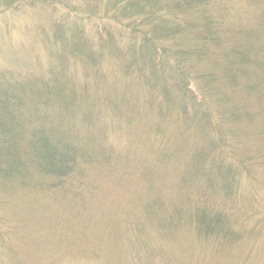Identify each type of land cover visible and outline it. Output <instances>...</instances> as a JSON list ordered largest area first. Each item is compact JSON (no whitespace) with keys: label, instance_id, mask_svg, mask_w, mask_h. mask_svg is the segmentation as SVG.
<instances>
[{"label":"rangeland","instance_id":"1","mask_svg":"<svg viewBox=\"0 0 264 264\" xmlns=\"http://www.w3.org/2000/svg\"><path fill=\"white\" fill-rule=\"evenodd\" d=\"M4 3L0 83L25 94L22 128L70 131L77 161L62 177L0 180V264H264V0H211L188 14L197 20L190 44L199 32L214 37L204 62L183 59L214 74L206 93L190 75L211 111L201 125L188 123L181 94L149 101L132 78L115 94L123 77L110 60L77 93L87 70L68 49L61 60V42L77 34L85 0ZM84 24L96 38L94 20ZM230 59L242 64L230 68ZM198 206L220 212L229 234H199L189 216Z\"/></svg>","mask_w":264,"mask_h":264},{"label":"trees","instance_id":"2","mask_svg":"<svg viewBox=\"0 0 264 264\" xmlns=\"http://www.w3.org/2000/svg\"><path fill=\"white\" fill-rule=\"evenodd\" d=\"M31 1L35 0H5L4 6L16 7ZM210 1L85 0L81 9L85 13H77V34L73 31L74 37L72 33H66L61 42V60L65 57L63 51L68 49L77 54V60L83 62L87 70L84 73L87 80L77 86V93L87 94L91 87L93 68H97L105 60H110L116 73L123 77L120 78L124 87L119 89L116 84L115 94L123 92L127 81L132 78L136 87L149 94V101L160 102L161 94H165L169 102L170 98L181 94L182 110L186 111L188 106L191 108L189 116L185 115L189 124L194 121L201 125V122L211 121L209 106L198 95L199 90L192 83L193 78L190 75H198L195 80L203 79L206 93L208 90L205 78L214 74L212 71H193L192 68L196 66L194 64L188 68L183 65L184 58L190 57L194 62L200 63L208 56L209 49L203 43L214 40L213 32H199L196 39L193 38L194 44H190L188 35L197 20L188 14L198 11L197 9L208 5ZM89 19L94 20L93 29L97 39L89 36L86 31L84 23ZM214 21L207 14L201 17L204 28L209 31H213ZM232 61L230 59V63H227L230 68L242 64L239 60ZM215 62L220 61L216 59L211 63ZM227 65L219 67L226 78L229 77V68L224 72ZM99 75L101 76L100 73ZM96 83L97 81L94 82ZM110 89L111 87L106 94H109ZM24 96L13 84L0 83V180L4 182L3 186L9 179H19L23 183L26 176L33 172L62 177L74 169L77 161V148L70 131H59L57 127L31 130L20 126L18 115L23 110ZM157 111L156 113H162ZM212 124L216 126L213 121ZM216 131L213 147L220 150L223 140ZM27 137L32 142L21 144ZM199 149L201 154L197 162L204 157V150ZM189 216L198 222L199 234L202 230L208 234H229L220 212L209 215L198 206L189 211Z\"/></svg>","mask_w":264,"mask_h":264}]
</instances>
